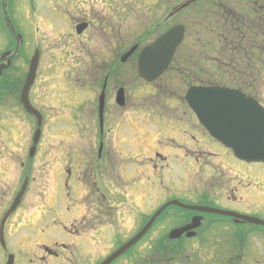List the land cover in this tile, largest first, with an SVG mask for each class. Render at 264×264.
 Segmentation results:
<instances>
[{
	"label": "flooded vegetation",
	"instance_id": "1",
	"mask_svg": "<svg viewBox=\"0 0 264 264\" xmlns=\"http://www.w3.org/2000/svg\"><path fill=\"white\" fill-rule=\"evenodd\" d=\"M25 1L30 2L29 14L23 9ZM58 1L61 3L63 0ZM68 1L66 0V3ZM70 1L71 5H73L72 2L74 0ZM98 1L96 0L95 3H98ZM105 1L107 0H102L103 5H99V8L95 12L87 11L84 8L83 15L80 16L76 13V8L74 7L73 12H67L68 16L63 12L59 14L55 12L44 17L43 21L47 22L50 20L55 22L59 18L57 16L61 15L68 22L73 17L71 28L74 27L78 35H90L92 39H99L100 43L102 42V38L104 39L103 44H106V46L102 47L100 43H97L94 45V49L115 50L120 45L117 39H119L118 33L121 29L119 22L123 8L121 7L122 0H109L108 6H105ZM36 2L37 0H12L11 4L8 3L10 9L8 10L7 18L4 17L0 23V122L5 123L2 127L1 138L3 139L1 140L0 147L1 145L2 147L10 145L14 154L22 155L23 157L25 156V143L23 128L21 126L24 124L26 110L22 103V95L25 88L27 70L25 72L23 67L26 54L25 43L20 37L25 34L27 26L34 31H39L40 29L38 26L34 27L33 25V14L36 16V12L38 10L41 11L40 3L38 4ZM142 3L148 7H152L155 13H152L149 20L151 27L146 33L143 44L141 42L136 43L139 47L141 45L151 44L158 36L174 26L183 25L186 30L184 44L189 41L192 43L193 50L198 51L199 46L201 47L203 43V39L200 37L201 26L205 24V30L210 35L209 45L212 48L210 52H213V55H211L213 62L221 64L218 53L223 48L218 46V42L219 38H225L229 44L238 43V48L233 49L242 52L243 60L237 63L236 66L250 65L255 68H262L263 71L259 75L258 82L264 81V0H207L206 4L197 8L196 14H190L192 16L191 18L188 13H184L186 9L169 18V0H147V2L144 0ZM157 8L162 9V11H158ZM173 8L172 6L171 10ZM133 9L135 8H131L132 12ZM163 10L169 13L164 15L165 12ZM109 14L112 16V22L117 29L107 23V16ZM160 15L161 17H159ZM182 15H186V18H183ZM9 20L13 21L15 29L11 27ZM79 26H85L80 34L77 32ZM192 26L197 31V34L191 33L190 27ZM10 28L14 30V33L11 32ZM6 32H10L12 35L13 47L9 45L10 42ZM17 38L19 41H17ZM18 42H22L19 46V53L13 56L18 48ZM91 48L93 49V47ZM8 52L11 53L8 54ZM212 61L202 60V62H199L207 66L215 67ZM231 65H234V63H231ZM181 66L183 67V65H179V67ZM96 71L99 73V77L95 75L92 77L91 82L84 83L81 86L82 91L80 87L72 83V89L76 93L69 94L68 91L67 96L62 97L61 95H57L56 91H54V95H51L47 94L43 88H39L41 84L39 79V65L36 81L30 93L34 107L43 116L51 111L57 110V105L66 108L72 117L98 114L100 140L95 142L93 146L92 144L90 145L93 149H97L99 166L96 170L109 169V163H116L118 153L114 159L112 150L115 153L118 151V156L126 154L142 159L146 158L148 163L156 161L168 163L172 157L177 160L178 164L191 160L190 162L197 165V170L191 172L184 169V171L181 170L177 174L182 175L186 181L187 188L197 197L196 202L193 204L215 207L234 212L238 216H253L264 220L262 210L258 209V207L262 208L264 206V164L251 167V172L249 171V164L244 162L240 164L239 161H237L238 163L235 162L234 160L238 159H236L233 152L224 145H221V143L214 139L201 126L195 113L190 108L187 109L188 112L184 109L177 108L171 116L166 112L173 110L171 108L167 110L166 108H153L156 110V113H150L152 115L147 116V119H145L146 123H151L148 121V118L156 122L153 125L154 129L146 127L147 129L145 130L146 134L151 138L153 145L149 143L147 147H144L148 144L146 143L135 151L134 146L128 141L130 134L122 135L125 130L131 132V129H128V127H130V124L133 125L134 121L131 122V118L123 119L121 120L123 123L117 127L115 126V129H113V126H109L112 120L108 119V115L110 114L111 116L109 112H118L121 114H117L118 118L128 111L132 94H130L129 98L127 88L115 82L112 74L107 73L108 75H105L104 68ZM17 77L20 78V83H16V90L19 86V92H17L15 100L18 113L13 112L15 109L12 110L11 117L8 119V117H4L7 109L4 108V100L8 93V91H5L9 89L10 81L18 80ZM7 86L9 87L7 88ZM121 89H124L125 92V105H118L119 108L117 110L112 107L111 109L110 106L113 103L109 99L115 101L117 104V93ZM80 91L81 94L94 93V95L92 98L85 97L84 99L80 96L75 97L77 92L79 93ZM103 92H105V110L102 128L100 124V96ZM251 94L258 97V94L254 91ZM7 111L11 112L10 107ZM10 112L7 113V116ZM74 121L75 124L78 122L75 119ZM107 125L110 128L105 130ZM109 132L115 134V139L111 143H106L103 139ZM197 135L202 138L201 141L197 139ZM20 138L23 139L22 142ZM129 145L132 146V149ZM161 146L164 147V151L169 150V152H166V154L163 150H159ZM179 153H183L184 157L180 158ZM2 159H0V186L5 185L1 184V182L6 181L4 178L10 179L7 175L10 169L18 173V178L14 181L13 185L15 198L27 177L25 175L26 164L19 160L13 161L12 157H8L6 160L3 159L4 161ZM244 164L246 166L239 168V166ZM214 165L215 168H213ZM232 165L234 169H237L235 172H231L233 170ZM225 167L230 172L224 171ZM243 168L244 170H242ZM124 170L126 176L129 177L126 166H124ZM94 175L99 176V181L96 179L93 180ZM171 177L172 174L170 175ZM192 177L196 178V180H192ZM135 179L136 177L133 176L132 181L134 184L136 182L140 184L135 185L138 186L139 190H137H143V181H138L137 179L134 181ZM169 180L174 181V179ZM9 181L10 185L12 181ZM101 183L102 185H100ZM57 184L58 188L54 189L52 187V190L48 193L50 194L49 203H45L46 201L40 198L46 204V210L43 212L41 220L39 221L45 225L41 227L42 224L37 223L40 224L38 226L41 227L39 229L41 232L36 231V229L34 230L37 224L32 226L26 224L18 225L19 228L20 226L27 229L32 228L34 231L31 235L29 231L22 234L17 232L20 235L14 239V243L13 237L10 235L9 238L12 240H7V249H3L0 245L3 251L0 253V264H7L10 255L14 256L13 264H79L76 261L79 256L82 258H80V264H98L100 261L103 262L124 243L119 240L116 233L115 236H106L110 228H113L114 232L116 228H119L118 223H120L122 215L121 208L119 209L115 204L116 194L111 193L114 203H111V199L106 196V191L110 192L113 190L116 192V187L113 188L112 185L106 186V180L102 175L91 172H83L76 177L70 175L65 181L67 194L62 192L58 182ZM30 188L31 184L29 181L27 191ZM126 191L128 190L126 189ZM60 201H63V203L60 204ZM5 204L6 202H3L2 206H5ZM66 213H70V215ZM57 215H60L62 219H58ZM179 216L184 219H177L176 225L171 228L191 224L193 218L196 216L201 217V220L199 227L190 232H186L179 239L172 241L181 244L177 250L168 246L163 238L155 246L156 251L161 253V258H154L150 255L153 248L149 252L145 250L147 252L142 253V255L127 250L123 256L118 257L112 264H123L124 258L129 264H202L203 254L196 251L187 252L184 249V245L195 241L197 243H203V250L207 249L206 245H212L210 248H213L214 251L205 254L207 258L213 260L210 264H251V262H254L253 264H264V261H260V252L256 251V246L259 242H264V227L243 220L240 216H223L217 213L191 212V214ZM204 228H210L213 231L210 233L209 230H206L209 232V235L205 236L201 234ZM54 229L63 231L69 240L65 242L57 236H48V233ZM257 229L259 231L255 232ZM136 230L138 231V229ZM153 230L154 227L143 239L148 238ZM221 232L224 235H220ZM258 232H262L263 236ZM42 233L44 235H41ZM188 233H194V235L188 237ZM227 233L229 235H225ZM107 238L117 240L113 248L108 252L105 250V247H107L105 245ZM249 238L252 239L251 244ZM254 241L258 244L254 243ZM217 243H225L227 246L223 248H230L232 255L225 256V253H219L223 248H219ZM246 245L249 251L251 248L255 252L245 251ZM244 259H247L245 263Z\"/></svg>",
	"mask_w": 264,
	"mask_h": 264
},
{
	"label": "rangeland",
	"instance_id": "2",
	"mask_svg": "<svg viewBox=\"0 0 264 264\" xmlns=\"http://www.w3.org/2000/svg\"><path fill=\"white\" fill-rule=\"evenodd\" d=\"M95 1L96 0H74L72 2L73 5H71L70 0L67 3L66 0L61 1V3L58 0H37L36 3H40L41 11L38 10V12H36V16L33 14V25L35 27L38 26L40 30L35 32L29 26L26 28L25 37L29 46L25 54L23 67L26 72L32 56L35 51L39 49L41 53V68L39 77L41 84L39 88H43L47 94L51 95H54V91H56L57 95H61L62 97H66L68 91L69 94L76 93V91L72 89V83L80 87L82 91L81 86L84 85V83L91 82L92 77L95 75L99 77V73L96 70L104 68L105 75L112 74L115 82H118L120 86L127 88V95L129 98L130 94H132V99L129 101L128 105V111H124L125 113L123 112L124 114L118 118L117 116L121 114L118 112H109L111 113V116L109 114L108 119L112 120V122L109 123V126H113V129H115V126L117 127L119 124L121 125L123 123L121 120L123 119L131 118V122L134 121L133 125L130 124V127H128V129H131V132L129 130H125L122 135L130 134L128 141L134 146L135 151H137L140 146L142 147L143 144L148 143L144 147H147L149 143L153 145L151 138L145 131L147 129L146 127L154 129L153 125L156 124V122H153L151 118H148V121L152 124L145 122L147 116L152 115L150 113H156V110L153 108H166V110L170 108L173 109L166 111L169 113V116H171L177 108L184 109L188 112L187 109H189V105L185 100V94L191 85L214 82L217 85L233 87L234 83L239 82L241 84L240 90L244 91L248 95H251L250 93L253 91L256 92L258 94V100L264 105V81L258 82L259 75H261L263 69L247 65L243 66L238 71L236 69L232 72L233 75H222L218 71V63L212 61L211 55H213V52H210L212 48L209 45L210 35L205 30V24H202L201 26L202 30L200 31V37H202L203 43L201 47L199 46L198 51H194L190 42L187 41L186 44L181 45L177 49L173 60L174 63L163 78L153 83V85H144L145 82L138 75V56L136 55V57L133 56L128 58L126 62L122 61L127 54V51L132 50V47L137 42H141L143 44L146 33L151 27L149 20L152 13H155V10L152 7H148L143 4L142 1L144 0H122L121 7L123 8L119 22L121 29L118 33L119 39H117L120 45L117 46L115 50L94 49V45L100 43L99 39H92L90 35H78L76 33V29L74 27L71 28L73 17H71V20L68 22L66 19L64 20L61 15L57 16L59 18L55 22L50 20L47 22L43 21L44 17L55 12L58 14L63 12L68 16V13L74 11V7L76 8V13L80 16L83 15L84 8L87 9V11L95 12L99 8V5H103L102 0L98 1L100 4L95 3ZM145 1L147 2V0ZM182 1L183 0H169L170 10L172 6L177 5ZM206 2L207 0L199 1V3H196V5L188 9L186 12L190 18L192 17L190 14H196L195 12H197V8L202 7L206 4ZM108 5L109 0L105 1V6ZM29 6L30 2L25 1L23 9L26 10L27 14L30 13ZM132 7L135 8L133 9V12L131 10ZM157 10L162 11L160 8H157ZM163 11L165 12L164 15L169 13L166 10ZM108 16L107 23L117 29L112 22V16L110 14ZM159 17H161V15ZM182 17L186 18V15H182ZM190 31L192 34H197V31L194 30L193 26L190 27ZM103 40L104 39L102 38L100 46L105 47L106 44H103ZM91 47H93V49ZM194 52L199 57L206 59L207 61H212V64L215 65V67L210 69L209 66L198 61H196L194 65L193 62L189 64V61H191L194 56ZM137 53L138 52H136V54ZM231 63H234V65H231ZM179 65H183V67H179ZM235 66L236 61L232 60V62H230V67L235 69ZM185 71L191 75V78L189 76V80L182 81V78L178 77V74ZM209 71L210 74L205 75V73H209ZM209 75H211L212 78ZM17 79L18 80L10 81V87L7 86L9 89H6L5 91H8L9 94L7 93L4 100V108L9 109L10 107L11 110V112L9 111L10 114L7 116V113L9 112L6 109V115L4 117H8V119L11 117L12 110L15 109L13 112L18 113L16 110L17 106L15 104V100L17 92H19V86L16 90V83H20V78L17 77ZM81 91L79 93L77 92L75 97L80 96L84 99L85 97L92 98L94 95V93L81 94ZM109 101L113 103L110 108H116V110L119 108L115 101L111 99H109ZM56 107L57 110H55V112L49 116H45L42 138L34 156L30 157V149L33 145V137L38 126L36 119L28 114H24V124L21 126L24 133L25 156L23 157L22 155L14 154L10 145L4 147L1 145L0 147V159L3 158L6 160L8 157H12L13 161L19 160L20 162H25V175L29 176L31 184V188L27 191L20 209L17 211V214L9 220L6 227V236L9 239V235H12L13 243L15 242V238L22 233H27V231H29L30 235L35 229L36 231L41 232L39 229H41V227L45 224L39 221L41 220L43 212L46 210L44 207V205H46L45 203L50 202V194L48 193L52 190L51 187L54 189L58 188V182L62 192L67 194L65 178H67L68 175L76 177L83 172L97 173L105 178L106 186L112 185L113 188L116 187V192L113 190L110 192L106 191V196L111 199V203H114L111 193L116 194L115 204L119 209L121 208L122 215L120 223H118L119 228H116L115 232L113 228H110L106 233V236H115L116 233L119 240L123 242L131 239L133 233H137L136 229L140 224H142L143 220L145 221L147 215L151 216L152 212L156 210L158 206L163 203L165 204L168 201L167 199L173 197L186 203L196 202L197 197L187 188L186 181L182 175L177 174V172H181V170L184 171V169L191 172L196 171L197 165L190 162L191 160L189 162L187 161L185 163L178 164L177 160L172 157L168 163L156 161L150 162V164L146 161V158L138 159V157L126 154L118 156L119 152L116 151L115 153L114 150H112L114 159L118 153L116 163H109V169H102L98 171L96 170L99 166L97 149L90 147L91 144L93 146L95 142L100 140L98 114L72 117L70 112L63 106L57 105ZM74 119L78 121L76 124ZM3 125H5V123L0 122V143L3 139L1 138ZM109 128L110 127L107 125L105 130H108ZM20 139L22 142L23 139ZM114 139L115 134L113 132H109L105 135L103 140H105L106 143H111ZM197 139L200 141L202 140V138L198 135ZM129 146L132 149V146ZM161 147L159 150L164 151V147ZM164 152H169V150ZM179 157L183 158L184 154L179 153ZM234 161L237 162V160ZM124 166H126V169L128 170L129 177L125 174ZM243 166L244 165L239 168ZM213 168H215V165ZM224 171L230 172L226 167L224 168ZM249 171H251V167ZM171 174L172 177L170 178ZM7 175L10 179L4 178L6 181L1 182V184L5 185L0 186L2 189L0 191V221L7 207L13 201V185L14 181L18 178V173L13 169H10ZM133 176L136 177L138 181H143V190L138 191V186L135 185L140 184L137 182L134 184L132 181ZM98 177L94 175L93 180L96 179L99 181ZM136 179L134 181H136ZM169 179H174V181ZM194 179L196 180V178L192 177V180ZM9 180L12 181L10 185ZM126 184L128 185L127 187ZM100 185H102V183ZM126 189L128 191H126ZM40 198L46 202L43 203ZM3 202H6L5 206H2ZM62 203L63 201H60V204ZM62 209L64 211L63 207ZM172 209L175 208H171L169 211L171 214L174 213V210ZM258 209L262 210V214H264V206L262 208L258 207ZM66 214L70 215V213ZM47 215L49 216L48 213ZM57 217H60V215H57ZM168 218L169 219H164L157 225L148 238H146L139 247L133 250L134 253L138 255L140 253L142 255V253L144 254L147 251L149 252L153 248L154 253H151V255L153 254L152 256L154 258H161V253L156 251L157 249L155 246H157V243H159L163 238L168 246L173 247L174 250L176 248L177 250L181 244L168 240L169 230L171 227L176 225L177 218L171 216ZM178 218L181 220L184 219L180 216ZM37 223L42 224V226L39 227L38 225L40 224ZM23 224L30 226L37 225L34 230L32 228L27 229L21 226L19 228L18 225ZM206 230H209L210 233L213 231V229L204 228L202 230L203 233L201 234L205 236L209 235V232ZM257 231H259V229L255 232ZM17 232L20 234H17ZM258 233H261L263 236L262 232ZM41 235L44 234L42 233ZM220 235H224V233L221 232ZM225 235H229V233ZM48 236L61 237L65 239V241L69 240L68 236L62 231H54L53 233L50 232L48 233ZM249 240L251 244L252 239L249 238ZM116 242L117 240L113 238H107V242H105V245L107 246L105 247L106 252L110 251ZM254 243L257 242L254 241ZM217 244L219 248L227 246L225 243ZM184 246V249L187 252L196 251L203 254L202 264H210L213 262V260H210L205 255L210 251H214L213 248H210L212 247L211 244L206 245L207 249L205 250H203V243H197L196 241L189 242ZM256 248V251L260 252V261L263 262L264 242H259ZM10 250L12 251V249ZM246 250L248 252H255L251 248L249 251L247 245L245 247V251ZM219 253H225V256L232 255L230 248H223L219 251ZM80 258L81 257L79 256L76 260L79 264L82 259ZM246 260L247 259H244V263ZM123 261V264L128 263L127 260L125 261V258ZM253 263L254 262H251V264Z\"/></svg>",
	"mask_w": 264,
	"mask_h": 264
},
{
	"label": "water",
	"instance_id": "3",
	"mask_svg": "<svg viewBox=\"0 0 264 264\" xmlns=\"http://www.w3.org/2000/svg\"><path fill=\"white\" fill-rule=\"evenodd\" d=\"M195 1L196 0H190L188 3L183 4L179 10ZM183 39L184 29L182 27H177L165 33L153 45L145 47L139 55V75L149 82H153L158 79L170 66L176 50L182 43ZM136 48L137 47H133L132 50L125 55L122 61L125 62L135 52ZM38 63L39 52H37L32 59L22 101L27 111L37 116L39 126H41L42 117L32 108L29 100V92L36 77ZM186 99L188 100L190 106L196 110L201 122L210 131V133L224 145L233 149L238 158L246 160L247 162H264V108L258 101L253 98L246 97L243 93L237 90L219 87L196 86L191 87L188 90ZM119 100H122V95L119 96ZM103 109L104 98L102 97V115ZM40 137L41 128H39L35 133L32 151L36 149V145L39 142ZM25 189L26 187L23 188L14 204L2 220L0 238L3 244L6 221L21 202ZM170 204H177L187 209L200 210L204 212H215L235 217L241 216H238L233 212L218 209L187 206L177 201H172ZM242 217L247 221L264 226V221L262 220L247 216ZM154 219L151 220L142 233L131 240L127 245H125V247L120 249L119 252L111 256L105 264H108L114 260V258L118 257L125 250L135 244L143 233L151 226ZM200 220V217H196L193 219L192 225L173 231L171 238H178L183 234V232L198 227L200 225ZM188 235L192 236L194 234ZM12 260L13 258L10 259L9 264L12 263Z\"/></svg>",
	"mask_w": 264,
	"mask_h": 264
}]
</instances>
